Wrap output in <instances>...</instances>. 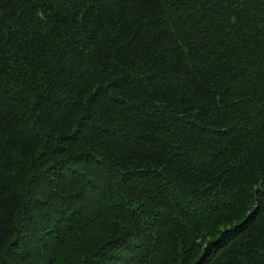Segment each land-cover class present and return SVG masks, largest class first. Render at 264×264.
Returning a JSON list of instances; mask_svg holds the SVG:
<instances>
[{
	"label": "trees",
	"instance_id": "16d2710c",
	"mask_svg": "<svg viewBox=\"0 0 264 264\" xmlns=\"http://www.w3.org/2000/svg\"><path fill=\"white\" fill-rule=\"evenodd\" d=\"M0 264H264V0H0Z\"/></svg>",
	"mask_w": 264,
	"mask_h": 264
}]
</instances>
